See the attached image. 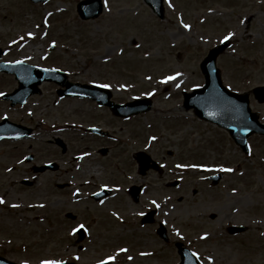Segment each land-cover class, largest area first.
I'll return each instance as SVG.
<instances>
[{"label": "rangeland", "instance_id": "1", "mask_svg": "<svg viewBox=\"0 0 264 264\" xmlns=\"http://www.w3.org/2000/svg\"><path fill=\"white\" fill-rule=\"evenodd\" d=\"M78 1L0 0L1 60L59 69L71 81L110 85L116 99L149 96L153 105L119 121L90 101L59 99L52 82H43L22 107L0 96V120L33 129L29 137L0 141V255L19 264H93L108 256L115 257L112 264H178L173 243L180 241L202 264H264V137L252 135L244 154L224 130L185 109L181 96L203 84L199 64L229 32L230 47L217 58L224 85L239 93L264 85V0H162L164 19L142 0H108V7L103 0L93 20L77 16ZM15 86L12 76L0 74V94ZM250 107L264 121V105L251 94ZM89 125L109 128L112 137L84 133ZM56 136L64 153L50 141ZM105 145L111 151L104 156L98 149ZM136 150L163 169L137 172ZM29 154L33 161H26ZM52 160L58 170L37 174L32 186L19 183L33 179V163ZM220 166L233 171L211 186L205 177ZM175 179L179 186L166 185ZM57 181L72 187L60 191ZM132 183L140 186L138 202L123 190ZM106 185L112 196L103 203L89 199ZM148 208L157 209L152 225L135 215ZM159 221L167 243L154 235ZM80 224L87 235L77 242L73 229ZM231 224L247 230L230 234Z\"/></svg>", "mask_w": 264, "mask_h": 264}, {"label": "water", "instance_id": "2", "mask_svg": "<svg viewBox=\"0 0 264 264\" xmlns=\"http://www.w3.org/2000/svg\"><path fill=\"white\" fill-rule=\"evenodd\" d=\"M152 11L159 17H163V6L161 0H144ZM79 16L82 18L97 17L102 11L101 0H81L77 4ZM227 43H223L218 47H214L208 51L207 56L200 64L202 74H204L205 82L200 88H195L191 92H184L182 96L183 106L185 108H193L199 118L214 122L226 128L234 141L238 143L244 151L247 150L246 139L252 133L264 134V124H260L256 114L252 112L248 106V94H237L228 90L222 85L219 70L216 67V57L224 49ZM1 53V51H0ZM0 69H6L14 72L19 86L13 93L7 95L12 99V104L16 101L24 102L26 97L32 93L39 91L38 84L43 80H52L64 89H59V94L72 95L79 97H89L101 104L108 105L114 113L118 115H126L148 110L150 107V99L140 98L125 104H115L109 100L110 92L96 85L78 84L68 82L64 73L53 69L38 68L35 66L17 62L14 64L1 63ZM263 91V92H262ZM256 96L259 100H264V89H256ZM6 121L0 123V136L3 135H23L28 134L30 129L22 128L17 125L6 127ZM64 149L63 143L56 140ZM136 160L139 162L140 172L148 167V156L143 152L136 153ZM46 167H56V165H46L38 167L37 170H44ZM214 181L217 177L213 178ZM78 240L84 236L83 229L78 230ZM179 254L181 257L180 264H199L195 255L187 248L179 246ZM0 264H17L0 256ZM63 264H77L73 262H63ZM107 264H110L107 262Z\"/></svg>", "mask_w": 264, "mask_h": 264}, {"label": "flooded vegetation", "instance_id": "3", "mask_svg": "<svg viewBox=\"0 0 264 264\" xmlns=\"http://www.w3.org/2000/svg\"><path fill=\"white\" fill-rule=\"evenodd\" d=\"M118 102H120V100H117ZM104 110L106 111V113L107 114H109L110 115V117L114 120H119V121H123L124 119H127V118H118V117H113V115L111 114V112H110V110H108V108H104ZM111 134L112 133H110V136H111ZM110 136H109V134H107V136H106V138H104V139H109L110 138ZM107 148H108V150H107V152H105L106 153V155L111 151V147L108 145V146H106ZM162 169L161 168H159V171H161ZM65 183V182H64ZM70 188V185H64V186H59V189H60V191H64V190H67V189H69ZM111 188V187H110ZM100 188H97V189H95V190H92L90 193H89V195H87L88 197H89V199L90 200H92V201H95V202H101V201H104V199H106L107 197H109V196H112L111 194H113V190L112 189H109L107 192H106V190L105 191H102V194L100 195V196H98L97 197V195L95 196V195H93V194H98L99 192H101V190H99ZM123 190H126V192H127V194H129L130 196H131V198L133 199V201L134 202H138V198L137 199H135V196H132V194H130V191H129V189H123ZM140 192V191H139ZM138 192V193H139ZM140 194V193H139ZM138 197H139V195H138ZM149 209H146L144 212H143V215H154V217H152V222H150L149 223V225H152V224H154L155 223V215H157L156 213H157V209H150L149 211H148ZM152 210V211H151ZM149 212V213H148ZM140 213H142L141 211H139L138 210V213L137 214H135V215H140ZM159 222H161V221H159ZM159 222H157L156 223V227H155V229H154V232H155V234L154 235H156V237L157 238H159L161 241H164V242H166L167 243V241H168V231H167V228H165L164 230H162L160 227H159V225H160V223Z\"/></svg>", "mask_w": 264, "mask_h": 264}, {"label": "snow or ice", "instance_id": "4", "mask_svg": "<svg viewBox=\"0 0 264 264\" xmlns=\"http://www.w3.org/2000/svg\"><path fill=\"white\" fill-rule=\"evenodd\" d=\"M104 5H105V7H108V0H104ZM241 23H244V21H241ZM183 27L184 28H189L190 25L184 24ZM29 35L31 36V35H33V33H29ZM233 35H234V33L229 32L228 35L224 36V40L225 41L229 40ZM105 59H107V57H105ZM177 75H179V73ZM171 79H175V77H165L164 78L165 82H167V80H171ZM101 86L105 87V88L110 87V85H107V84H104V85H101ZM149 95H151V93H149ZM152 139L154 140L155 137H152ZM186 166L187 167H208L207 165H180V167H186ZM220 170L221 171H226V172L233 171V169L224 168L223 166H220ZM77 191H79V190H77ZM233 191H235V189H233ZM3 203H5L4 198L0 197V204H3ZM101 203H103V201H101ZM152 203L156 204L155 201H152ZM12 207H18V205H12ZM41 207H42V205H41ZM157 207H158V205H157ZM140 215H143V213H140ZM84 227L85 226L83 224L78 225L79 229H83ZM76 231H77V228H74L73 232H76ZM205 236H207V233H205ZM119 251L120 252H126L127 249L121 248V249H119ZM147 254L148 253H141V255H147ZM194 255H197V254H194ZM114 259H115L114 256H108L107 260H99L97 262V264H107L108 261H112ZM128 259H132V257H128ZM24 264H28V262L25 261ZM41 264H63V261H59V260H44V261L41 262Z\"/></svg>", "mask_w": 264, "mask_h": 264}]
</instances>
